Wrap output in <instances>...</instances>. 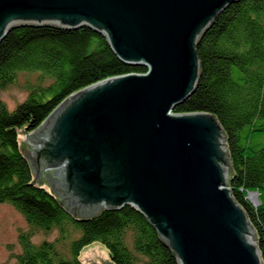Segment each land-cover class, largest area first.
<instances>
[{"label": "water", "instance_id": "1", "mask_svg": "<svg viewBox=\"0 0 264 264\" xmlns=\"http://www.w3.org/2000/svg\"><path fill=\"white\" fill-rule=\"evenodd\" d=\"M239 1L0 0V43L19 26H87L122 62L148 70L88 87L34 133L20 132L32 184L81 219L135 207L180 264H263L248 216L228 188L221 126L207 114L171 115L197 89L198 41ZM250 199L259 204L257 194ZM81 261L111 264L100 243L84 248Z\"/></svg>", "mask_w": 264, "mask_h": 264}, {"label": "trees", "instance_id": "2", "mask_svg": "<svg viewBox=\"0 0 264 264\" xmlns=\"http://www.w3.org/2000/svg\"><path fill=\"white\" fill-rule=\"evenodd\" d=\"M200 76L195 93L174 115L213 116L225 135L228 188L252 226L264 264V0H241L211 23L196 46ZM122 62L107 39L91 29L19 26L0 43V91L19 86L26 100L9 110L0 98V204L27 223L15 264H83L84 248L106 247L111 264H179L151 221L133 206L81 219L39 183L19 141L70 96L102 81L147 73ZM21 76L36 77L20 83ZM258 195L259 204L250 199ZM53 241L35 243L37 234Z\"/></svg>", "mask_w": 264, "mask_h": 264}, {"label": "rangeland", "instance_id": "3", "mask_svg": "<svg viewBox=\"0 0 264 264\" xmlns=\"http://www.w3.org/2000/svg\"><path fill=\"white\" fill-rule=\"evenodd\" d=\"M58 28L67 29V28H63L62 26H58ZM68 30H75V29H68ZM28 79L34 81L36 77L21 76L20 83H25ZM0 98L7 105L8 109L12 111L15 110L19 104L23 103L26 100L27 93L19 86L11 87L5 91H0ZM253 144L258 148H264V135L257 137L253 141ZM225 145L226 144L224 139V147H226ZM152 225L154 226V224ZM27 228L28 226L24 218L19 213H17L10 205L0 204V264L16 263L14 257L16 254H20L21 252V248L18 242L19 234L21 231L27 230ZM55 237H56V233L49 235L40 233L34 237V242L41 243L44 241H53Z\"/></svg>", "mask_w": 264, "mask_h": 264}, {"label": "flooded vegetation", "instance_id": "4", "mask_svg": "<svg viewBox=\"0 0 264 264\" xmlns=\"http://www.w3.org/2000/svg\"><path fill=\"white\" fill-rule=\"evenodd\" d=\"M42 179V180H41ZM41 179H40V182H43V183H47L50 187V189H52V186H54V189H58V183L57 182H52V180H48L47 178H44L41 176Z\"/></svg>", "mask_w": 264, "mask_h": 264}, {"label": "bare ground", "instance_id": "5", "mask_svg": "<svg viewBox=\"0 0 264 264\" xmlns=\"http://www.w3.org/2000/svg\"><path fill=\"white\" fill-rule=\"evenodd\" d=\"M230 2H231V1H230ZM209 27H210V26H209ZM209 27H208V28H209ZM205 31H206V30H205ZM205 31H204V32H205ZM197 44H198V43H197ZM116 56H117V55H116ZM117 57H118V56H117ZM118 58H119V57H118ZM139 67H144V66H139ZM145 68H146V67H145ZM135 75H139V74H135ZM141 75H142V74H141ZM171 115H174V114L171 113ZM152 224H153V223H152Z\"/></svg>", "mask_w": 264, "mask_h": 264}]
</instances>
